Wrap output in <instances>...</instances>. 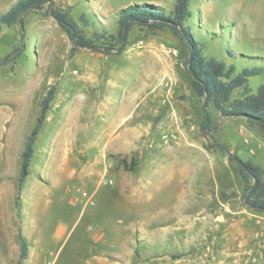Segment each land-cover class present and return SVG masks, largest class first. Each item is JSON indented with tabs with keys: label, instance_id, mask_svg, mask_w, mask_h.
<instances>
[{
	"label": "rangeland",
	"instance_id": "1",
	"mask_svg": "<svg viewBox=\"0 0 264 264\" xmlns=\"http://www.w3.org/2000/svg\"><path fill=\"white\" fill-rule=\"evenodd\" d=\"M16 1L0 0V14ZM46 1L42 10L27 11L16 24L3 26L0 32V249L9 254L4 262L15 263L8 235L13 226L23 223V197L39 199L47 208L42 247L52 248L50 238L58 229H65L58 244L65 246L60 264H82L78 259L84 258L88 229L110 226L117 212L125 211L139 214L121 215L120 235L109 232L110 238L98 246L103 263L97 264H264V212L245 205L235 163L212 144L258 167L264 179L263 133L242 120L221 119L212 104L204 109L182 76L186 45L168 30L153 32L134 26L126 41H117L122 9L151 4L169 13L175 0ZM51 10L67 12L87 39H93L96 32L107 38L112 35L105 44L115 49L105 52L101 45L95 50L80 48L71 55L72 41ZM190 10L186 25L204 56L234 65L235 74L243 68H263L261 75L248 79L251 92L256 93L264 85V0H191ZM138 41L143 42L142 47L137 46ZM173 50L177 56L172 55ZM136 53L146 57L140 61L148 63L166 57L174 72L169 80L172 86L163 83L154 87L149 74L153 70L148 68L149 73L142 70L136 79L137 70L131 64ZM52 86L54 99L37 136L29 176L16 205L24 143L36 124L41 100ZM134 89L142 102L137 129L142 134H157L155 138L165 143L176 140L169 134H189L206 151V169L203 176L191 178L188 194H182V188L176 193L148 187L142 198L149 202H123L117 193L100 192L92 196L93 205L84 207L87 198L82 197V190L92 194L97 177L83 174L90 169H118L122 160H132L106 150L105 143L108 129L117 141L120 131L134 125L132 121L119 128L110 120L131 110L124 109V104L134 97ZM242 93V89L235 90L232 98H240ZM158 101L172 110L167 121L161 122L164 115L159 119L153 115L152 104ZM205 111L213 128L206 135L202 130ZM241 131L250 144L243 143ZM249 148L254 149L253 155ZM143 160L141 156L139 162L143 164ZM173 211L178 216L167 220L165 216ZM131 226L133 230L125 229Z\"/></svg>",
	"mask_w": 264,
	"mask_h": 264
},
{
	"label": "trees",
	"instance_id": "2",
	"mask_svg": "<svg viewBox=\"0 0 264 264\" xmlns=\"http://www.w3.org/2000/svg\"><path fill=\"white\" fill-rule=\"evenodd\" d=\"M46 2V0H17L6 12L0 14V32L3 26L11 27L16 24L27 11L42 10ZM190 2L191 0H175L169 13L154 8L151 4H133L122 9L118 18V43L126 41L129 32L134 26L144 27L153 32L168 30L186 45L188 55L182 76L189 84L195 98L200 100V102L206 99L207 105L212 104L220 118L238 119L255 125L264 135V85H261L256 93H252L248 85V79L261 75L263 68H243L239 73L235 74L236 67L234 65H227L216 58L204 56L199 41L192 34L189 26L186 25L187 20L192 16ZM45 14H49V11L46 10ZM51 15L56 18L58 25L68 34L72 41L71 55L79 51L80 48L92 47L95 50L101 45L105 46V52L115 49L112 44H105L110 41V38L113 39L112 35L107 38L103 34L96 32L93 34V39H87L78 25L69 18L67 12L51 10ZM97 43L100 44L98 45ZM228 53L232 55L230 51ZM189 59L190 63L188 65ZM238 89L243 90L242 96L240 98H232L234 91ZM54 95L55 87L52 86L42 98L36 124L25 140L21 153V166L18 176L19 190L15 198L16 205H18L20 199L22 186L29 176L31 162L35 153L34 145L46 120ZM205 129L209 133L213 129L209 115ZM210 138H212V135H210ZM232 156L229 161L234 162L237 167L243 184L245 205L251 210L264 212L263 174L258 167L250 162L242 160L235 154ZM135 166L136 161L133 158L130 163L122 160L120 165L123 170L128 172H133ZM17 240L20 250L17 264H21L27 258L29 243L22 234L20 227L18 228Z\"/></svg>",
	"mask_w": 264,
	"mask_h": 264
},
{
	"label": "crops",
	"instance_id": "3",
	"mask_svg": "<svg viewBox=\"0 0 264 264\" xmlns=\"http://www.w3.org/2000/svg\"><path fill=\"white\" fill-rule=\"evenodd\" d=\"M139 42L141 41H138L137 43ZM142 46L143 42L142 45L138 47ZM134 55H136L133 57L135 61L131 64L137 70L135 76V78L137 77L136 79L141 77L142 70H147L148 72L149 69L153 70L152 73H148L151 75L152 79H154V87H157L159 84L163 85V83L171 84L169 80H173L174 72L166 57L152 58V61L148 63L147 61L142 62L139 60V58L146 59L145 56H139L142 55L141 53H136ZM133 92L134 97L124 104V109L130 108L131 110L126 115L119 113L110 120L111 123H118L119 128L120 126L131 124L132 121V124L134 125L120 131L117 141L113 140V136L110 134L111 129H108L107 131H109V135L107 136L105 149L122 155H127L129 156V159L133 158L136 161L135 170L133 172H128L121 167L118 169H111L109 167H104L103 169H90L89 172H86L83 175H91L97 178L92 194L88 195L89 198H93L92 196L95 193L104 192V194L109 196L113 193H117L119 199L123 202H146L147 200L142 197L143 193L148 190V187H155V189H150L153 191H176V193L179 188H182L181 193L188 194L190 192L191 178L196 175L203 176L201 173L206 169L204 162V160L206 161V151L203 148V145L200 142L191 139L189 134H169L176 136V140L173 141L170 139L168 143L157 140L155 138L157 134H142L136 127V120H138L137 117L139 116L138 108L142 102L135 89ZM130 93H132V91H130ZM163 105L162 101L152 104V108H154L153 115L156 119H159L164 115L161 122L165 120L167 121L172 117V110H169L166 105ZM226 120L236 121L238 119ZM137 124L139 123L137 122ZM141 156H143L144 159L143 164L139 162ZM106 178H108L107 182L105 181ZM186 188H188V191H186ZM83 192L85 191L82 190V193ZM20 203L23 208V223L20 228L22 234L29 243L27 258L24 259L21 264H43L51 251L57 252L58 264H60L65 246L63 244L58 246V244L65 229H58L49 240L52 244V248L48 250L45 249L42 247L41 242L45 240L44 238L42 239V225H44L43 213H45L47 208L45 207L46 209H44V206L39 199L30 201L21 197ZM87 205H89L88 200L84 203V207H87ZM132 213L139 214L138 212L131 211H125L122 213L117 212V215L110 226H98L95 230L88 229V234L86 236L89 241L87 249L85 255H82L84 258H80L78 261H81L82 264L103 263L101 259L103 256L102 250H98V246L104 244V241H106L105 238H110L108 236L109 232L112 233L115 231L116 235H120V224H122L121 215ZM165 213L163 214L165 215ZM175 215L178 216V212L173 211L172 215H167L165 218L170 220L175 217ZM183 215L185 218L187 217V215ZM11 224H13V222H11ZM132 226L129 229L125 227V229L133 230ZM18 228V226H13V230H11L8 235V242H11L12 244L11 256L15 258L14 264H17L20 253L17 240ZM116 240H119V236ZM15 243L16 245H14ZM8 255L7 251L5 252V250L0 249V264H7L4 261L6 260L5 257H8Z\"/></svg>",
	"mask_w": 264,
	"mask_h": 264
},
{
	"label": "built area",
	"instance_id": "4",
	"mask_svg": "<svg viewBox=\"0 0 264 264\" xmlns=\"http://www.w3.org/2000/svg\"><path fill=\"white\" fill-rule=\"evenodd\" d=\"M141 45H142V42L137 43V46H141ZM171 53H172V55L177 56V52L176 51L173 50V51H171ZM240 134L243 137V143L246 144V145L250 144L249 138L247 136H245L242 131L240 132ZM162 138L166 139L167 135H163ZM248 152H249V154L253 155L254 154V149L253 148H249ZM109 183H110V181H109ZM82 197L87 198L89 205H93L94 202H93L92 198L90 199L86 192L82 193ZM43 264H58V254H57V252H53V251L49 252L48 257L43 262Z\"/></svg>",
	"mask_w": 264,
	"mask_h": 264
},
{
	"label": "water",
	"instance_id": "5",
	"mask_svg": "<svg viewBox=\"0 0 264 264\" xmlns=\"http://www.w3.org/2000/svg\"><path fill=\"white\" fill-rule=\"evenodd\" d=\"M20 15H21V14H20ZM20 26H22L21 21H20ZM22 40H23V36H21V38H20L21 46H22ZM87 48H88V49H94V48H92V47H87ZM189 63H190V59H189V61H188V65H189ZM203 107H204V109L206 110V108H207V100H206V99H204V101H203ZM207 120H208V114H207V111H205V119H204V122H203V125H202V130L204 131L205 135H206L205 125H206V123H207ZM212 144H213L214 146H216L219 150L225 152V153L228 155L229 158H232V157H233L232 154L229 153V152H227V150L224 149L222 146L217 145V144H215V143H212Z\"/></svg>",
	"mask_w": 264,
	"mask_h": 264
}]
</instances>
